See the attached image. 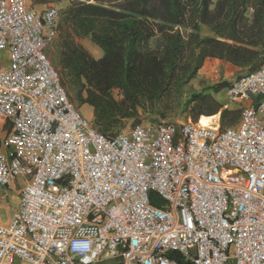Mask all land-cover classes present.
<instances>
[{"label": "built area", "instance_id": "2783aa9c", "mask_svg": "<svg viewBox=\"0 0 264 264\" xmlns=\"http://www.w3.org/2000/svg\"><path fill=\"white\" fill-rule=\"evenodd\" d=\"M58 21L0 0V190L16 200L0 264H264V64L226 88L236 125L106 137L47 56Z\"/></svg>", "mask_w": 264, "mask_h": 264}, {"label": "trees", "instance_id": "16d2710c", "mask_svg": "<svg viewBox=\"0 0 264 264\" xmlns=\"http://www.w3.org/2000/svg\"><path fill=\"white\" fill-rule=\"evenodd\" d=\"M81 39L98 47L101 58ZM56 49L55 69L69 99L92 109L93 124L106 137L142 119L196 121L219 112L225 127L238 115L220 111L211 93L229 84L195 91L190 83L206 59L244 74L264 64V0H74L59 12ZM149 201L164 204L153 193Z\"/></svg>", "mask_w": 264, "mask_h": 264}, {"label": "rangeland", "instance_id": "374dc122", "mask_svg": "<svg viewBox=\"0 0 264 264\" xmlns=\"http://www.w3.org/2000/svg\"><path fill=\"white\" fill-rule=\"evenodd\" d=\"M25 1L27 3L28 7H30L32 10H34L36 12L42 11L43 9L48 7V5H46V6H31V3L29 0H25ZM72 1H74V0H59V2L54 3V4H50V5H53L60 12L62 9L69 6V4ZM203 34L205 35L206 32L203 31ZM56 41H57V36L49 44V47L46 51L47 56L49 57L50 62L52 63V65L54 67H55L56 51H57ZM0 61L3 65L6 64V62H7V53L6 52H2L0 54ZM243 74L244 73H241L239 70L237 72L228 73L226 75L223 71H221V78H220L221 80H219V82L220 83L225 82V83L231 84L233 81H235L237 78L241 77ZM223 78H225V79H223ZM201 82L199 81L198 82L199 84L196 87H191V89L195 90V91H201L203 88L208 87V86H206V84H203ZM214 85H216V84H214ZM73 104L75 106H77L75 103H73ZM81 112L83 113L84 116L91 118V115L88 114L89 112L86 108H84ZM205 117H211V116H205ZM188 120L192 121L190 116H181V117H178L176 119L166 121V122H171V123L179 125V124L184 123ZM218 122L220 125V117H218ZM145 124H153V123H151V120H149V119H147V120L142 119L141 124H139V125H145ZM128 129H131V128L129 126H127L124 130L127 131ZM2 135H3V132L1 131L0 136H2ZM15 202H16V200H15V193L14 192L10 191L9 193L4 194V191L0 190V221L1 222H5L8 219L9 213H10L12 207L14 206Z\"/></svg>", "mask_w": 264, "mask_h": 264}, {"label": "crops", "instance_id": "0c3cea01", "mask_svg": "<svg viewBox=\"0 0 264 264\" xmlns=\"http://www.w3.org/2000/svg\"><path fill=\"white\" fill-rule=\"evenodd\" d=\"M79 42L90 53V55L94 59L101 58V56H102L101 50L98 47H96L95 45H93L89 41V39H81V40H79ZM238 70H239L238 68H235L232 65L225 63L223 61H220L217 59H206L202 68L198 71L196 78L193 81H191L190 86L196 87L199 84L198 83L199 81L200 82L202 81L201 83L206 84V86H212L214 84L220 83L219 80H221L220 79L221 78V71H223L226 75L228 73L237 72ZM223 79H225V78H223ZM208 92H210V91H208ZM211 95L221 105L220 111L226 109L227 111L237 113V115H238L237 120L234 123L227 125V126L236 125L238 120H239V112L237 110L236 105L228 102V98L226 95V88L222 89L218 93H215V94L211 93ZM226 105L228 107L224 108ZM84 108H86L88 110V112H89L88 114L91 115V118H92L93 117L92 109L90 107H88L87 105H83V106L79 107V109L81 111ZM216 115H218V117H220V112L217 113Z\"/></svg>", "mask_w": 264, "mask_h": 264}, {"label": "bare ground", "instance_id": "6f19581e", "mask_svg": "<svg viewBox=\"0 0 264 264\" xmlns=\"http://www.w3.org/2000/svg\"><path fill=\"white\" fill-rule=\"evenodd\" d=\"M201 118H202L203 121H206L205 119L208 118V117H204V116H203V117H201Z\"/></svg>", "mask_w": 264, "mask_h": 264}]
</instances>
